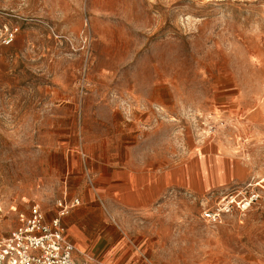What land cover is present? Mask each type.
Segmentation results:
<instances>
[{"label": "rangeland", "instance_id": "374dc122", "mask_svg": "<svg viewBox=\"0 0 264 264\" xmlns=\"http://www.w3.org/2000/svg\"><path fill=\"white\" fill-rule=\"evenodd\" d=\"M0 28V236L79 198L120 228L84 257L264 264V0H0Z\"/></svg>", "mask_w": 264, "mask_h": 264}, {"label": "built area", "instance_id": "2783aa9c", "mask_svg": "<svg viewBox=\"0 0 264 264\" xmlns=\"http://www.w3.org/2000/svg\"><path fill=\"white\" fill-rule=\"evenodd\" d=\"M14 37L13 30L0 28V43L10 44ZM88 181L93 185L91 177ZM256 198L255 193L227 195L219 208L207 209L205 217L216 221L234 205L247 209ZM79 204V198H60L56 202L57 214L50 222L40 206L34 205L30 215L21 216L17 228L0 236V264H98L91 259L78 261L74 257V244L68 239L62 223V218Z\"/></svg>", "mask_w": 264, "mask_h": 264}, {"label": "crops", "instance_id": "0c3cea01", "mask_svg": "<svg viewBox=\"0 0 264 264\" xmlns=\"http://www.w3.org/2000/svg\"><path fill=\"white\" fill-rule=\"evenodd\" d=\"M125 176L127 177L125 189L133 192L137 191L134 193L138 194L140 189H135V175L131 171H128ZM79 205L72 208L71 212L67 214L66 217L63 219V223L66 228V235L75 247L74 257L78 261H83L85 259L90 260L91 258V260L95 261L98 264H105L100 259L95 258L94 260L93 256L87 255L86 257H84L83 255L88 252L86 254L92 253L95 255L99 254V256L104 255L106 256L104 257L106 261L112 262L113 260H115V257L120 254L119 245L111 246L108 249L107 253L106 240L107 237L119 232L120 228H118V226L112 225L111 230H108V222L106 218L102 215L99 216L98 222H95L96 224L93 221L89 222L86 216L93 213L92 208L88 206ZM131 253L132 252H130V255H133Z\"/></svg>", "mask_w": 264, "mask_h": 264}]
</instances>
